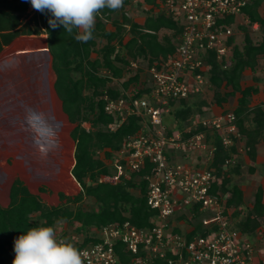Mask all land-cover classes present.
Segmentation results:
<instances>
[{
	"label": "trees",
	"instance_id": "1",
	"mask_svg": "<svg viewBox=\"0 0 264 264\" xmlns=\"http://www.w3.org/2000/svg\"><path fill=\"white\" fill-rule=\"evenodd\" d=\"M262 1L246 0L241 7L248 23L239 25L243 30L241 46L234 43L231 33L227 36L228 54L225 57L218 59L214 49L208 50L204 55L205 63L209 65L207 83L214 89L215 104L221 106L229 96L237 94L236 104L232 108L234 122L244 138V153L251 160L256 155L257 144L261 140L264 142V111L260 105L249 106L251 95L257 91V87L252 84L243 85L241 80L243 71L253 70L258 56L264 57V15L259 12ZM129 2L130 0H124V5ZM139 2L146 5L148 11L141 22L131 19L126 14L124 5L116 11L105 8L96 19L94 38L82 43L74 39L77 31L75 29L73 35L65 32L63 26L52 29L48 24V20L52 18L51 13H41L34 9L29 15L27 9L30 0H0V50L3 44L10 43L20 34H46V47L55 75L53 88L61 102L62 111L68 121L73 123L69 131L74 143V163L70 174L79 185L76 194L59 193L58 197L63 199L62 202L47 205L30 192L19 178H14L9 188L8 205H0V264L9 261L18 236L32 227L50 226L58 219L70 223L78 222L74 227L77 231L91 230L94 227L77 242L76 247L96 241L95 230L108 223L128 220L139 227H151L156 211L146 203V180L143 175L147 168L132 172L128 178L116 182H106L98 178L99 175L110 172L105 158L111 157L112 152L119 149L127 135L136 133L141 128L140 118L129 115L115 131L108 132L105 129L112 116L103 109V94L107 93L111 98L120 94V89L110 82L114 78H121L123 72L130 69V61H142L145 66H149L158 57L173 53L180 40L182 28L171 13L156 0ZM117 12L119 15L114 17L113 14ZM232 20L233 17L228 16L221 22L229 24ZM253 23H257L261 31V38L255 42L248 33V28ZM97 40L103 41L100 46H97ZM139 80L142 83L148 82V73L136 68L133 75L122 81V88ZM180 103L181 106L173 110V115L182 135L188 136L203 130L200 123L190 127L189 131H184L183 127L195 112H203L201 107L205 102L198 101L194 111L192 106L195 102L189 103L186 99H180ZM84 122L89 123L88 127L82 125ZM237 141L224 146L219 135L213 132L214 150L206 166L216 176H221V181L212 182L209 193L219 200L224 197L225 208H234L231 211L234 217L240 215L236 222L238 229L254 234L260 227V218L264 215L263 191L261 186L256 187L251 206L241 215L239 207L243 204V190L236 182H231L230 176L239 169V151L235 147ZM98 150L103 153L101 157L94 155ZM226 159L232 162L225 164ZM225 166L229 168L226 169ZM249 170L253 171V167H249ZM84 197H91L95 207L81 208L78 204ZM194 211L193 209L190 218L183 212L175 216L177 220H183L191 226L187 233L188 239L200 229L199 219L205 215ZM173 230L179 232V227L174 226ZM114 247L117 264H131L134 255L125 251L119 241ZM154 264L166 262L156 258Z\"/></svg>",
	"mask_w": 264,
	"mask_h": 264
},
{
	"label": "built area",
	"instance_id": "2",
	"mask_svg": "<svg viewBox=\"0 0 264 264\" xmlns=\"http://www.w3.org/2000/svg\"><path fill=\"white\" fill-rule=\"evenodd\" d=\"M156 1L180 22V40L173 53L145 66L148 82L138 81L132 88H122L114 98L103 94V109L112 116L105 126L108 132L115 131L129 115L140 118L141 128L123 139L116 150L120 157L113 163L112 172L100 176L103 181L116 182L147 168L143 175L145 198L156 214L151 227H139L128 220L102 225L95 230L96 241L77 248L84 253V264H117L114 246L118 241L134 255L131 264H154L156 258L166 264H264V239H249L252 234L231 223L224 197L219 200L209 193L212 182L221 181V176L206 166L214 150L209 139L215 132L221 143L229 146L242 138L234 113L197 116L183 130L189 131L198 123L204 129L188 136H183L180 129L167 127L165 120L173 102L200 93L207 83L206 52L214 49L218 59L228 54L230 26L237 17L245 18L241 7L246 0ZM228 16L233 17L232 22L222 23ZM129 67L137 68L134 61ZM192 153L196 154L195 161ZM202 153L204 165L197 159ZM231 162L225 160V164ZM193 209L205 215L199 219L200 229L188 239L191 226L185 231L179 228V232H174L173 227H178L174 223L176 214L183 212L190 218ZM76 240L71 241L75 246ZM14 256L13 250L3 264H12Z\"/></svg>",
	"mask_w": 264,
	"mask_h": 264
},
{
	"label": "rangeland",
	"instance_id": "3",
	"mask_svg": "<svg viewBox=\"0 0 264 264\" xmlns=\"http://www.w3.org/2000/svg\"><path fill=\"white\" fill-rule=\"evenodd\" d=\"M146 8L147 6L143 3H140L139 0H130L128 4L124 5V10L126 14L131 19L137 22H141L148 13ZM27 11L28 14L31 15L34 9L31 5H29ZM259 12L264 15V0L259 6ZM118 15L119 12L113 14L114 17H117ZM246 20L247 19L239 16L236 18L235 24L230 26V31L231 33H233L234 37V43H237L239 46H241L243 43V30L239 28V25H248ZM256 25L257 23L255 24V26ZM252 26L253 24H250L248 28V33L251 39L255 42L261 38V31L258 26L255 28H253ZM102 42V40H97V46H100ZM46 56L48 57V55ZM21 59L27 62L26 71L18 72V70L14 67L15 65H12L10 88L11 92L7 88H5V93L7 94V92H9L11 97L9 99L8 106L13 109L17 104L20 107V110L22 109L20 115H24L22 111L28 112L29 110L42 112L49 119V122L53 125L54 128L58 125V130L56 131V135L50 139L47 151L42 152L35 143L34 133L31 128H24L23 119L17 117L15 119L16 124L11 123L12 130L7 132V138H9V140L4 138L5 141H0V161L1 159L5 158V167L10 169V174L20 176L21 181L26 186H28L31 191L35 193L44 204L55 205V203L59 204L63 200L59 198L58 202L57 195L59 193H67L66 195H74L79 191V185L74 180L71 181V184H69V182L66 180L71 177L69 175V169L71 166L70 164L72 160L73 145L72 140L69 136V131L73 127V123L71 124L67 120H64V116L62 115L59 106L57 107V110L53 112V108L50 107L49 102L46 103L45 100H42L41 92H46L47 88L41 91L37 83L39 82V77H41V75L44 78L47 77V74L45 73V75H43L39 72L40 67L38 63L41 59L40 55L38 56V53L34 52L19 57V60ZM262 60L264 61V57L258 56L257 65L254 67V69H245L243 71L241 80L243 85L255 84V81L259 77L264 76V64ZM135 64L137 68L141 69V72L145 71V62L140 61L135 62ZM135 71L136 69H128L124 71L121 78L112 79L110 84L121 90L122 81L127 79L129 76L133 75ZM18 73L21 75V80L18 83V86L15 87L13 76ZM50 74L52 75L53 73H51L50 71ZM35 79H38V82H36ZM136 83L131 82L127 85V87L131 85L130 88H132L133 86H135L134 84ZM213 91L214 89L212 87H209L208 83H204L202 91L200 93L190 95L188 98H186V100L189 103L195 102V104H193L192 106L193 111L196 110V105L198 101L202 100L205 102V105L201 107L202 111L206 108V106L214 108L217 106V104H215L214 102ZM236 95L229 96L227 101L223 102L225 110L233 108L236 101ZM251 102H264V97L262 98V100L251 99ZM180 106V101L173 102L170 105V112L165 117L167 127H169L170 129H178V127L176 126V120L173 115V110ZM206 114L204 112H195L194 115L188 118L189 120L185 122L184 125L189 124L197 116L200 117L201 115L202 117H204L206 116ZM210 115H213V113H210ZM17 123L18 125L20 123L21 128H18L20 126H16ZM88 124V122L82 123V125H84L85 127H88ZM209 140L212 141V138H210ZM260 145V149L262 152L261 154L263 155L264 143ZM64 149H68L69 159H66L62 156V152ZM240 150L241 154L237 156L239 169L236 173H231L230 176L231 182H236L238 185L241 186L243 190V204L239 207L240 214L242 215L245 212V209L251 206V202L253 201L254 197V190L256 189V187L262 186L264 189V161L260 165L256 164V162L252 165L250 164L248 157H245V154H243L244 150L242 148ZM203 154L204 153L201 154V158L197 156V159L199 160L198 163L202 165L206 163ZM94 155L95 157H101L103 153L102 151L98 150L96 153H94ZM195 155V153H192L191 156V159L194 161ZM119 157V153L113 151L111 157L105 158V162L107 163L110 172H112L113 170V163L116 162ZM252 166L253 171H250L249 167ZM227 168H229V166H226V169ZM100 176L101 175L98 176L99 179ZM86 181L90 182L89 180ZM133 192L137 193L136 190H133ZM78 205L83 209L95 207L91 197H84ZM71 206L74 207V205ZM233 209L234 208L232 207L228 208L230 221L235 227H237L236 222L240 219V215L234 217L232 214L233 212H231L233 211ZM174 223L178 225V227L183 231L189 229V224H187L183 220H175ZM76 225H78V222L76 221L70 223L67 220L58 219L55 220L54 223L50 226H53L55 228L57 237L61 236L67 239L69 238L70 241H74V239L76 238L77 242L81 241L82 237L87 235L94 228L92 227L91 230L84 229L82 231H77L74 228L76 227ZM91 234L93 233L91 232ZM248 238L252 240H256V238L261 240L264 239V215L260 218V227L257 232H254V234H252L251 236L248 235Z\"/></svg>",
	"mask_w": 264,
	"mask_h": 264
},
{
	"label": "clouds",
	"instance_id": "4",
	"mask_svg": "<svg viewBox=\"0 0 264 264\" xmlns=\"http://www.w3.org/2000/svg\"><path fill=\"white\" fill-rule=\"evenodd\" d=\"M30 5L41 13H51L48 24L52 29L63 26L74 39L86 43L93 39L95 23L102 10L116 11L124 0H30ZM26 122L34 133L36 145L46 152L49 141L56 135L44 113L29 110ZM15 256L12 264H84V253L67 238H58L53 226L29 228L14 241Z\"/></svg>",
	"mask_w": 264,
	"mask_h": 264
},
{
	"label": "crops",
	"instance_id": "5",
	"mask_svg": "<svg viewBox=\"0 0 264 264\" xmlns=\"http://www.w3.org/2000/svg\"><path fill=\"white\" fill-rule=\"evenodd\" d=\"M46 46H47L46 34L40 32L38 34H20V35L16 36L10 43L3 44L2 49L0 50V115H1L0 116V141H5L4 138L9 140V138H7L8 137L7 132L12 130L11 123L16 124L15 119L17 117L23 119L24 128H30L26 122L27 112L22 111L24 113V115H20L22 109L20 110V107L17 104L13 109H11L10 106H8L9 99L11 98L10 94H9V92H7V94L5 93V88H7L9 91L11 88V67H12V65H15L14 67H15V69L18 70V72H20V71L25 72L26 71L27 62L22 60V59L19 60V57L26 55V54H31V53L35 52V53H38V56L40 55L41 59L39 60V63H38V65L40 67L39 72L42 73L43 75H45V73L47 74V77H44V78L41 75V77H39L40 78L39 82H38V79H35V81L38 82L37 84H38V87L40 88L41 91L44 90L45 88H47L46 92H43V91H42L43 93L41 92L42 100H45L46 103L49 102L50 107L53 108V112L56 111L57 107L59 106L61 113L64 116V117L63 116L62 117L64 118L65 121L66 120L68 121L66 114L61 109V102H60L59 98L57 97V95L54 91V88H53V82H54L55 75L51 69V56H50ZM46 55H48V57ZM263 64H264V61H263ZM50 71H51V73H53L52 75L50 74ZM20 76L21 75L19 73L15 74L13 76V80L15 82V87L18 86V83L21 80ZM47 82H48V84H47ZM252 85L257 87V91L251 95L249 106L260 105L264 111V102H258V103H252L251 102V99H254V100L261 99L262 100V98L264 97V76L259 77L255 81V84H252ZM236 97H237V95H236ZM235 104H236V101H235ZM228 111H232V108L225 110V106H223V104L221 106L217 105L214 108L206 106V108L203 110V112L205 114L206 113L207 114L213 113L216 115L219 113L228 112ZM57 116H59V115H57ZM16 126L17 127L20 126V123H19V125L17 123ZM72 126H73V124H72ZM18 128H21V126ZM263 134H264V130H263ZM262 141L263 140H261V142L259 144H257L256 155H255L254 159L251 160L245 153L242 152L243 154H245V157H248L249 162L252 165L255 162H256V164L260 165L264 161V154L263 155L261 154L262 152L260 149V146H261L260 144L264 143ZM72 145L74 147L73 140H72ZM235 145H236L235 147L237 150L238 149L240 150L241 148L244 150V138L242 137L241 139H239ZM73 147H72V149H73ZM240 152H241V150L238 153L241 154ZM72 153H73V151H72ZM73 163H74V159H73V155H72L70 169H71ZM7 169L8 168L5 167V158L1 159V161H0V205L1 206H7L9 203V188H10V185H11L13 179L14 178L20 179V176H16L15 174L11 175L9 172L10 169H8V170ZM70 169H69V175L71 176ZM72 179L74 180L73 177H72ZM26 187L28 188V190L30 192H32L28 186H26ZM261 188L263 191L262 199L264 202V189L262 186H261ZM33 194H35V193H33ZM64 194H67V193H64ZM57 198H58V202H59L58 195H57ZM56 204L57 203H55V205Z\"/></svg>",
	"mask_w": 264,
	"mask_h": 264
},
{
	"label": "bare ground",
	"instance_id": "6",
	"mask_svg": "<svg viewBox=\"0 0 264 264\" xmlns=\"http://www.w3.org/2000/svg\"><path fill=\"white\" fill-rule=\"evenodd\" d=\"M67 141V140H66ZM69 152H68V149H64L63 150V152H62V156L63 157H65L66 159H69V154H68ZM70 177V176H69ZM68 182H69V184H71L72 182V178L70 177L69 179H66Z\"/></svg>",
	"mask_w": 264,
	"mask_h": 264
}]
</instances>
